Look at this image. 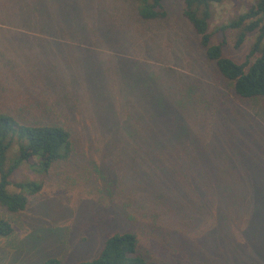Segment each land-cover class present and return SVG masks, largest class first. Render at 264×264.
Instances as JSON below:
<instances>
[{
    "label": "trees",
    "instance_id": "16d2710c",
    "mask_svg": "<svg viewBox=\"0 0 264 264\" xmlns=\"http://www.w3.org/2000/svg\"><path fill=\"white\" fill-rule=\"evenodd\" d=\"M59 1H69L73 11L77 9L85 14L78 17L64 15L51 24V29L65 32L79 29L83 33H96L95 40L102 46L112 47L114 49L111 50L119 54L129 52L132 46L131 54L117 56L115 65L106 68L104 63L93 66L95 62L100 63V59L91 52L80 53L78 57L72 52L61 53L63 56L51 52L47 58L62 57L64 63L46 65L45 72H39L38 77L45 80L49 87L67 86V77L79 83L82 75L76 77L73 74L79 75L80 69H73L72 65L81 60L85 66L81 72L88 74L89 78L92 76L93 87L98 89L99 86L100 91L105 89L103 78L111 74L121 75L120 78L127 81L121 84L120 89L127 94L125 99L130 96L135 98L140 87L138 94L142 113L130 120L126 118L129 123L123 130L127 132V145H133L128 146L127 151L135 155L134 162L140 154H149L153 158L150 160L152 164L157 166L158 162L163 165L157 168L158 174L146 175L153 190H158L167 201L169 197L171 201L196 210V213L211 216L217 222L212 248L222 247L224 254L234 257V264L237 261L241 264H264V0H255L245 12L229 19L215 31H211L210 25L213 9L225 0H184L183 16L196 34V47L202 53L203 62L213 66L214 80L223 81L237 100L250 103L253 117L249 123L252 125L238 126V129H230L228 125L234 123L239 114L221 119L224 111L220 105L225 101H219V96L214 93L209 95L211 84L184 69L154 65L153 60L159 59L153 58L155 54L165 55L164 52L170 48L165 44L169 34H160L162 27L167 30L169 20L164 0H128L136 13V21L143 25L138 30L135 21L126 22L120 15L112 17L109 13L112 8L93 6L95 0ZM17 2L21 5L12 7L10 11L17 14V24L9 25L43 34L42 23L45 21L28 19L27 10L22 6L23 0ZM18 7L22 13L15 9ZM121 9L126 14V10ZM96 12L100 15L95 18ZM126 16L130 18L128 14ZM232 32L236 34V49L252 41L251 49L242 62L235 61L224 52L228 34ZM215 36H219V43L213 42ZM176 43L173 40L172 44ZM180 47L186 52L185 47ZM162 59L159 62L171 64ZM34 72L38 75V70ZM222 94L229 100L227 93ZM133 100H129L127 105H135ZM56 102L53 106L61 109L62 102ZM138 104L141 106L140 102ZM58 119L44 123L39 117L27 119L12 112L0 111V206L7 211H25L30 203L29 197L39 194L43 188L42 183L37 181H20L15 184L18 192L10 191L13 184L11 177L18 169L26 164L39 172H48L75 155L73 131ZM239 131L241 135L237 133ZM158 146H177L181 151L175 154L166 150L157 151ZM15 148L17 151L14 153ZM163 155L169 158L158 159ZM170 158L177 163L165 166ZM122 176L111 175L110 179H105L103 186L110 194L115 195L113 181L121 179L118 187L135 183L128 172ZM132 178L138 179L137 176ZM138 183L144 192L151 188L144 184L143 178ZM136 190L138 188L135 187ZM13 232L11 222L0 219V236L9 237ZM44 264L63 263L51 259ZM79 264L153 263L140 250L139 236L132 231H124L109 236L95 260Z\"/></svg>",
    "mask_w": 264,
    "mask_h": 264
},
{
    "label": "rangeland",
    "instance_id": "374dc122",
    "mask_svg": "<svg viewBox=\"0 0 264 264\" xmlns=\"http://www.w3.org/2000/svg\"><path fill=\"white\" fill-rule=\"evenodd\" d=\"M17 1L0 0V111L12 112L27 119L39 117L44 123L58 117L72 129L76 151L70 161L58 163L48 172H39L25 164L13 174L12 192H18L15 184L20 181H37L42 183L43 188L39 194L29 197L30 203L23 212L11 213L0 206V219L11 222L14 229L9 237L0 236V264H44L51 259H58L63 264L90 262L99 257L109 236L124 231H132L139 236L140 250L153 264H234V257L224 254L222 247L212 248L217 222L207 214L196 213L194 209L192 211L181 203L171 201L169 197L167 201L158 190H153L146 175L158 174L157 168L163 165L158 162L157 166L152 164L150 160L153 158L149 154H140L134 162L135 155L127 151L128 146L133 145H127L128 136L123 128L132 116L138 117L142 113L138 94L140 87L135 98L130 96L125 99L127 94L120 89L121 84L127 81L120 78L121 75L111 74L103 78L105 89L100 91L99 86L98 89L93 87L92 76L89 78L88 74L81 72L85 69L81 60L78 63L72 61L75 62L72 68L80 69L79 75L75 71L73 75H82L80 79L83 82L79 79V83H74L67 77V86L49 87L45 80L38 77L39 72H45L46 65L64 63L62 57L47 58L51 52L60 56H63L61 53L72 52L75 57L91 52L100 59V63L93 64L94 67L104 63L109 68L115 65L117 56H129L132 46L129 52L119 54L111 50L114 48L98 43L96 33H83L79 29L72 32L51 29V24L64 15L84 16L81 10L73 11L69 1L23 0L22 6L27 10L28 19L45 21L42 23L44 33L13 28L9 23L16 26L18 16L10 11L20 4ZM94 2L95 7L112 8L109 11L112 17L120 15L126 22L135 21L136 30L143 26L136 21V13L128 0ZM254 2L225 0L223 4L215 5L210 21L211 31L245 12ZM164 4L169 20L167 30L162 27L160 34H169L165 44L170 48L164 52L165 55L158 53L153 58L162 57L171 64L166 65L158 59L153 60L154 65L184 69L211 84L209 95L214 93L219 96V101H225L220 105L224 111L221 119H227L230 114L240 115L228 125L230 129L252 125L249 123L253 117L250 103L234 98L223 81L214 80L213 66L203 62L202 53L196 47V34L183 16L184 0H164ZM120 7L126 10V14ZM15 9L22 13L19 7ZM98 15L100 13L96 12L95 18ZM87 20L90 22V19ZM235 35L233 32L228 34L224 52L235 61L242 62L251 49L252 41L236 49ZM173 40L177 41L175 45ZM213 42L219 43V36L213 37ZM180 46L185 47L186 52ZM158 50L163 51L161 48ZM34 70H38V75ZM222 93H227L229 100ZM65 94L68 95L62 100ZM56 100L62 102L61 109L53 106ZM129 100L136 101V106H128ZM237 133L241 135L242 132ZM155 150L174 154L181 151L177 146H158ZM16 151L17 148L14 153ZM162 158L169 156L158 157ZM170 159L165 166L177 163ZM126 172L136 186L130 183L128 187L125 184L118 187L121 179L113 181L115 195L110 194L103 186L105 179L111 175L124 176ZM134 176L138 179L132 178ZM142 178L144 184L152 189L147 188L144 192L140 189L141 185L138 187V180ZM135 187L138 190L134 191ZM220 234L224 232L221 230ZM236 264L241 263L237 261Z\"/></svg>",
    "mask_w": 264,
    "mask_h": 264
}]
</instances>
